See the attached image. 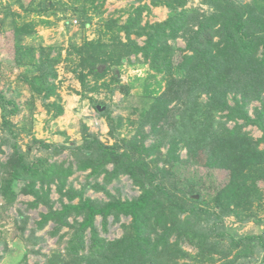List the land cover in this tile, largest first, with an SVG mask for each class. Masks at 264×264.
Instances as JSON below:
<instances>
[{"label":"trees","instance_id":"obj_1","mask_svg":"<svg viewBox=\"0 0 264 264\" xmlns=\"http://www.w3.org/2000/svg\"><path fill=\"white\" fill-rule=\"evenodd\" d=\"M193 1L133 0L122 10L125 19L107 16L101 36L67 48L25 39L36 34L38 23L49 24L47 17L66 9L85 28L92 13H104L105 0H13L0 8L1 30L12 34L11 63L22 68L17 79L30 90L29 123L25 117L12 121L22 109L14 94L0 90V209L20 194L32 196L25 209L46 208L30 229L25 211H17L14 226L30 245L20 262L30 264L29 252L41 254L34 248L42 240L36 232L52 223L48 233L57 236V246L33 264H264V218L259 216L264 210V0ZM12 3L20 11L12 10ZM158 6L167 8L164 19L143 20V12ZM185 52L190 59L183 64ZM64 62L80 84L76 93L106 121L112 143L100 140L85 123L79 143L68 142L65 133L62 142L33 135L36 98L51 118L64 111L56 81L57 65ZM125 63L144 65V75L121 83ZM135 86L140 92L126 109L132 132L120 136L123 116L113 115L108 103L90 93L118 89L124 101ZM253 101L258 105L252 116L247 108ZM98 104L104 108L97 109ZM248 125L261 135L253 137L244 129ZM23 135L31 138L25 147ZM204 143L215 152L209 171H185L189 160L180 150ZM5 148L9 153L1 160ZM65 150L69 158L58 159ZM215 170L226 172L222 185L214 184ZM86 171L75 188L69 177ZM121 175L138 189L136 196L108 188ZM52 185L58 207L50 197ZM88 189L102 191L105 198L86 195ZM228 216L263 230L235 235L225 225ZM110 222H119V237L102 235Z\"/></svg>","mask_w":264,"mask_h":264},{"label":"rangeland","instance_id":"obj_2","mask_svg":"<svg viewBox=\"0 0 264 264\" xmlns=\"http://www.w3.org/2000/svg\"><path fill=\"white\" fill-rule=\"evenodd\" d=\"M13 0H0V8L8 2ZM66 1V0H64ZM198 1L194 0L193 3L197 5ZM135 4V3H134ZM133 5V0H105L104 3V13L102 15H97L92 13V20L90 24L85 28L80 26V19L78 16L72 13V10L66 9L64 12L59 13L58 17L50 15L46 19L50 22L49 24L38 23L36 26V34L25 39L28 43H39L42 45H56L63 48H67L70 42L80 43L83 39H94L102 34V20L110 15L121 16V20L125 19L126 13L122 14L123 9L130 8ZM136 5V4H135ZM12 10L20 11L17 4L12 3ZM205 5L201 6V10L205 9ZM167 8L164 6L151 7L149 13L143 12V20L147 21H160L166 17ZM2 13L0 12V17ZM29 19H36L34 15L28 17ZM43 18V17H42ZM142 38L139 39L141 41ZM177 45L183 47L184 41L181 38L177 39ZM12 34L11 31L6 28L4 31L1 30L0 25V90H2L6 95L14 94L16 101L19 103L22 112L16 116H12L11 119L15 123L22 122L25 117L26 121L29 119V108L26 105V101L30 98V90L28 87L19 82L17 76L22 71L21 67H15L11 63L12 58ZM183 64L189 61L190 56L187 52L182 53ZM69 64L60 63L57 65V82L58 89L57 92L60 95V104L63 106V113L56 118H51L50 114L46 112L42 101L36 98L33 104L32 110V133L35 137L39 139H44L48 142H62L65 136L61 133H65L68 142H80V127L82 123H85L89 131L95 133L98 138L104 142L112 143L113 139L108 135V125L103 117L97 114V111L92 107L90 101L87 98H80L76 91L80 90V84L76 76L69 70ZM145 66H130L125 63L120 69V82L129 83L135 76H143ZM140 92V87L135 86L130 90V95L124 101L122 100L121 92L116 89L114 92H109L104 88H100L97 91L90 93L92 97L97 100L106 102L113 108L112 114H120L123 116V122L125 123L122 128H120V136H129L132 132V126L127 124V106L134 104ZM51 97L50 100H53ZM232 100L229 98V102ZM99 105V104H98ZM258 105V102L253 101L248 105V113L253 116V107ZM134 118V116H132ZM29 123V122H28ZM234 123L229 122L232 126ZM249 131L253 137H259L261 131L253 125H248L244 128ZM30 136H21L20 143L23 147L26 146L30 141ZM150 139H146L145 143L149 144ZM263 145L261 144L260 147ZM9 150L5 148V153L1 154V160H5ZM182 158H186L187 168L185 171L196 170L198 175H203L208 172V166L212 162L214 157V150L208 143L193 145L189 150L186 147L180 150ZM69 158L68 151L65 150L58 155V159L63 160ZM216 182L215 185H222L226 180V172L221 170H215ZM86 172H76L69 177V182L75 188H80L84 182ZM102 179V175L98 178ZM114 187H119L123 197L131 198L136 196L139 191L133 186L131 180L126 175H121L119 180H114L108 184V188L113 192ZM263 189V183L261 184ZM213 188V187H212ZM211 191V189H208ZM264 191V190H263ZM86 195L90 197L105 198L102 191H94L93 189H88ZM50 197L55 201V207L59 206L57 202L58 194L55 191V186L52 185ZM32 196L20 194L16 201L8 206L7 208L0 209V254L2 258L0 259V264H24L20 262L24 253L30 249V245L20 237L18 230L14 226V218L17 215V211L24 210L25 214L28 216V229L35 226L34 222L39 219V213L45 211L46 208L43 205H39L36 208L25 209L26 202L30 201ZM76 201V200H75ZM264 204V197L262 200ZM260 217L264 218V210L260 212ZM123 217L121 221H125ZM100 219L97 218L96 223L99 224ZM225 225L233 231L235 235L243 236L246 234H257L261 233L263 226L250 221L245 224H241L233 216H228L225 218ZM52 223L47 224L43 229L36 232V235L42 236V240L34 246L35 249H39L41 254L28 253L27 263L33 264L36 261L42 263L44 261L43 253H49L53 248L57 246V236H52L48 233L51 229ZM26 230L25 235L28 234L29 230ZM66 229L62 230L65 231ZM121 234V228L119 222H110L108 230L102 232V235L108 239H113L119 237ZM66 236L65 238H67ZM62 246V245H60Z\"/></svg>","mask_w":264,"mask_h":264},{"label":"water","instance_id":"obj_3","mask_svg":"<svg viewBox=\"0 0 264 264\" xmlns=\"http://www.w3.org/2000/svg\"><path fill=\"white\" fill-rule=\"evenodd\" d=\"M96 108L99 109V110H102L104 107H100L99 105H96ZM194 199L198 198V195H193L192 196Z\"/></svg>","mask_w":264,"mask_h":264}]
</instances>
